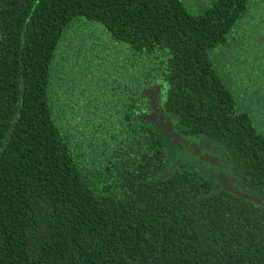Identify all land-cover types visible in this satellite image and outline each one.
Listing matches in <instances>:
<instances>
[{"label":"trees","instance_id":"obj_1","mask_svg":"<svg viewBox=\"0 0 264 264\" xmlns=\"http://www.w3.org/2000/svg\"><path fill=\"white\" fill-rule=\"evenodd\" d=\"M263 81L264 0H0V264H264Z\"/></svg>","mask_w":264,"mask_h":264},{"label":"flooded vegetation","instance_id":"obj_2","mask_svg":"<svg viewBox=\"0 0 264 264\" xmlns=\"http://www.w3.org/2000/svg\"><path fill=\"white\" fill-rule=\"evenodd\" d=\"M264 83V81H263ZM262 83V86H263ZM264 88V87H263ZM160 94L161 99L163 100V96L160 91H157ZM156 92V93H157ZM263 93V94H262ZM259 96H257V102L255 107V111L259 113L258 120L261 123H264V92H262ZM161 108L159 109V113L162 111V101H161ZM153 111V110H152ZM165 116V115H163ZM168 117L167 115L165 116ZM160 120L157 122V126L161 125L159 129L164 131H167V136L176 134L180 139L175 141L176 146L179 148V162H181L182 158L189 157L197 161V164L202 165L206 167L207 169H210L215 176L222 184L225 185L226 188L232 190V189H240L242 191V188L239 187V183L236 180V178L233 176L230 169L227 167V163L225 160V156L223 154L222 149L218 148L215 145H212L208 142V140H204L201 138H190L182 133H180L179 128L176 123H172L169 120H165V123L161 117H159ZM156 122V121H155ZM167 124L165 127L163 125ZM175 124V125H174ZM171 129H169V127ZM182 139L184 141H182ZM173 137L171 138V141H173ZM208 157H211L213 159V162L211 163L208 159ZM217 174H216V173ZM216 175H215V174ZM224 186V187H225Z\"/></svg>","mask_w":264,"mask_h":264},{"label":"rangeland","instance_id":"obj_3","mask_svg":"<svg viewBox=\"0 0 264 264\" xmlns=\"http://www.w3.org/2000/svg\"><path fill=\"white\" fill-rule=\"evenodd\" d=\"M94 27L95 28H99V30L97 31V34L96 35H94V36H91V38H93V39H95V40H97L96 39V37L97 38H99L100 40H104L105 41V44H106V42H108V40H109V38H110V40H111V37H110V35L108 34V32L106 31V30H104L103 28H102V26L101 25H99V24H97V25H94ZM102 29V30H101ZM97 41H99V40H97ZM118 46H116V47H118L119 48V45L120 44H117ZM115 53H117V55H119V54H122V53H120L119 52V50H115ZM111 54V53H110ZM118 62H119V66H117L115 69H117V71L118 72H123V71H125V67L127 66V62L125 61V59H124V57H119V60H118ZM111 70H113L114 68H110ZM82 69L81 68H76L75 69V71H74V74L76 75V76H78V75H81L82 73ZM104 74V72H102V75ZM74 75V76H75ZM101 75V76H102ZM106 75H108V74H106ZM105 74H104V79H102V80H104L105 82H104V86H109V84L112 86L113 84H115V82H113V80L115 79V78H117V77H111V79L112 80H110L109 78H108V76H106ZM100 76V77H101ZM122 75H120V74H118V77H121ZM103 89H105V88H103ZM158 91V89L157 88H152V89H146L145 90V94H146V98L143 100V106H142V110H143V114H142V118H144L145 120L146 119H148V120H150L151 122L150 123H152L153 125H155V126H157V122L160 120V116H161V113H159V109L161 108L160 106H161V97H160V94L157 92ZM157 92V93H156ZM144 103H145V105H144ZM153 110V111H152ZM169 120L168 118H166L165 116H164V119H163V121L164 122H162V123H165V120ZM156 121V122H155ZM175 125V124H174ZM157 127H161V126H157ZM162 131H163V133H164V129L162 128ZM185 158H188L189 160H191V162H193L194 164H197V161L196 160H194V159H192V158H189V157H185ZM180 160H179V157H177L176 158V161L171 165V166H175L178 162H179ZM216 173V172H215ZM214 173V174H215ZM217 174V173H216ZM215 174V175H216Z\"/></svg>","mask_w":264,"mask_h":264},{"label":"water","instance_id":"obj_4","mask_svg":"<svg viewBox=\"0 0 264 264\" xmlns=\"http://www.w3.org/2000/svg\"><path fill=\"white\" fill-rule=\"evenodd\" d=\"M167 124H165V125H163L164 127L166 126ZM159 126H161V125H159ZM169 127V129H171V127L170 126H168ZM164 133L165 134H167V131H164ZM169 137L170 138H172L173 137V141H177L178 142V140L180 139V137H178L176 134H173V135H169ZM182 141H184L183 139H182ZM209 159V161L212 163L213 162V159L211 158V157H208ZM178 164V163H177ZM235 191L236 192H239V190L238 189H235ZM243 197H245V198H249V199H254V197L253 196H249V195H246V194H243Z\"/></svg>","mask_w":264,"mask_h":264}]
</instances>
